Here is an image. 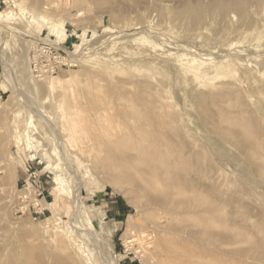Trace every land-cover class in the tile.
Listing matches in <instances>:
<instances>
[{"label": "rangeland", "instance_id": "374dc122", "mask_svg": "<svg viewBox=\"0 0 264 264\" xmlns=\"http://www.w3.org/2000/svg\"><path fill=\"white\" fill-rule=\"evenodd\" d=\"M169 262L264 264V0H0V264Z\"/></svg>", "mask_w": 264, "mask_h": 264}, {"label": "bare ground", "instance_id": "6f19581e", "mask_svg": "<svg viewBox=\"0 0 264 264\" xmlns=\"http://www.w3.org/2000/svg\"><path fill=\"white\" fill-rule=\"evenodd\" d=\"M47 25H48V27L50 28V29H52V30H54V32H55V34H56V36L58 37L59 35H61L62 33H63V28H62V25L61 24H59V23H54V22H52L50 19H47ZM196 61V60H195ZM194 62V61H193ZM192 70H194V69H192ZM197 73V72H196ZM192 74H195V72L193 73L192 72ZM198 75V74H197ZM196 74H195V76H197ZM33 76V75H32ZM101 92H103V91H101ZM110 92V91H109ZM96 94H97V92H96ZM99 94V93H98ZM97 94V95H98ZM109 94V93H108ZM100 95V94H99ZM98 95V96H99ZM110 95V94H109ZM101 96V95H100ZM111 96V95H110ZM98 99L100 100V101H102V103L104 104V108H105V110L106 111H95L94 112V115L93 116H100L101 114H104L105 115V117L106 118H110L105 124H103L102 126H100V127H96L94 124H92L91 125V127H90V129L92 130L93 128V130L92 131H95L98 135H99V137L101 138V139H103L104 141H110L111 139H113L114 138V140L116 139V140H121V143H122V148H123V153L124 154H129L130 153V151H131V146H132V148H133V141H135V136L134 135H132V132H131V130L133 129V127H132V124H131V126H129V125H126L122 120H121V118L119 117L120 115H122V114H124V113H127V117L129 118L128 119V124H130L131 122H130V120L131 121H135V120H139L138 118H140V119H142L141 121H145V120H147L146 122H148V120H149V118L150 119H153L154 117V119L155 120H160L159 121V123L161 124V122H163V116L159 113V112H155V113H153L155 116L153 117L152 116V113L150 114L153 118H151V116H149V114L148 113H140L139 111L138 112H136L137 110L135 109V107H134V102H132V100L129 98L128 100H126L125 101V103L123 104V106L119 109V107H116V105H115V102H116V100L115 99H111L108 95H107V97L106 96H104V98L103 99H101V97H98ZM163 103V102H162ZM164 108H162V107H158L157 108V111L158 110H161V112H162V110H163ZM167 109V108H166ZM212 109V108H211ZM152 111V110H151ZM165 111V110H164ZM163 111V112H164ZM168 111V110H167ZM138 113V115H136ZM167 113V112H166ZM138 116V117H137ZM104 117V118H105ZM114 118V119H113ZM115 120V121H114ZM162 120V121H161ZM149 121H152V120H149ZM157 123H158V121H156ZM164 123V122H163ZM154 124V123H153ZM158 125V124H157ZM173 129V128H172ZM143 130V129H142ZM133 131V130H132ZM146 132V131H145ZM144 133V132H143ZM133 136H134V140H132V138H133ZM136 143V142H135ZM120 144V143H119ZM133 144V145H132ZM140 144V143H139ZM144 145V144H143ZM119 146V145H118ZM121 146V145H120ZM119 146V147H120ZM138 146V145H137ZM139 147V148H138ZM138 147H135V149H133L132 151H134V150H136V151H140V148L142 147V149H144V148H146V147H143V146H138ZM141 149V150H142ZM139 151H138V156H137V159H136V161H135V163L136 164H139V165H144L145 164V160H144V156H143V154H146V153H139ZM144 151V150H143ZM132 154V153H131ZM40 155V154H39ZM140 156H141V158H140ZM39 157H41V159H45L44 158V155L43 154H41ZM50 156H48V158L47 159H49V163L51 162L50 161V159L51 158H49ZM133 157V156H132ZM131 157V158H132ZM173 157V156H172ZM130 157H129V159H131ZM147 158V157H146ZM128 158L126 159V160H124V164H126L127 166L130 164V162H132V161H130ZM129 160V161H128ZM135 160V159H134ZM147 160V159H146ZM147 163V162H146ZM126 165H124V167L123 168H125L126 167ZM130 166V165H129ZM122 169V168H121ZM55 182H56V184H57V188H55V191H57V189L58 188H60V184H61V182H60V177H59V175L57 174L56 176H55ZM207 204V203H206ZM51 206V205H50ZM146 237V235H144V238ZM160 242H162V241H160ZM160 242H158V240H156V242H152V243H150V244H148V246L150 247L148 250H147V252H150V253H148V254H151V256L150 257H157V256H159L160 255V253H162L163 252V249H162V246H161V244H160ZM127 247L129 248L130 246H131V242H129V241H127ZM163 244V243H162ZM165 245V244H164ZM166 246V245H165ZM173 247H175V246H173ZM165 248H167V246L165 247ZM169 248H170V246H169ZM165 250H167V249H165ZM171 250V249H170ZM169 250V251H170ZM173 251V250H172ZM170 255V254H169ZM166 257V256H165ZM170 257H171V255H170ZM178 257V256H177ZM162 258H163V256H162ZM173 257H171V259H172ZM169 259V257L167 256V260ZM173 260H175V259H173ZM173 260H171V261H173ZM176 261V260H175ZM168 262V261H167ZM174 262V261H173ZM170 263V262H169ZM166 264V263H165ZM168 264V263H167ZM170 264H172V263H170ZM174 264V263H173ZM176 264V263H175Z\"/></svg>", "mask_w": 264, "mask_h": 264}, {"label": "built area", "instance_id": "2783aa9c", "mask_svg": "<svg viewBox=\"0 0 264 264\" xmlns=\"http://www.w3.org/2000/svg\"><path fill=\"white\" fill-rule=\"evenodd\" d=\"M53 44L40 46L31 50L30 63L34 73L42 75L57 74L62 67L66 66V58L59 54V49L51 46Z\"/></svg>", "mask_w": 264, "mask_h": 264}]
</instances>
